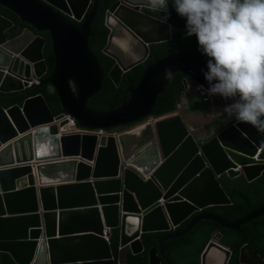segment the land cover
<instances>
[{
	"label": "water",
	"instance_id": "1",
	"mask_svg": "<svg viewBox=\"0 0 264 264\" xmlns=\"http://www.w3.org/2000/svg\"><path fill=\"white\" fill-rule=\"evenodd\" d=\"M0 5L19 18L0 14V99L12 93L28 96L50 84L62 107L54 116L41 94L9 108L0 103V252L16 264H130V254L145 250L144 234L170 232L156 238L148 264H171L162 244L186 235L198 222L241 231L264 216V204L233 220L205 211L231 204L221 176H242L248 182L262 176L264 160L258 153L264 148L263 133L234 121L198 141L180 115L153 116L172 74L183 76L176 108L187 89L210 87L206 61L167 50L138 83L125 87L116 108L96 110L88 101L103 90L107 76L90 48L100 0H0ZM148 10L155 11L148 0H117L107 11L110 32L103 53L114 60L108 77L116 87L148 59L152 45L171 40V25ZM178 16L176 29L186 28V18ZM43 32L50 35L55 58L47 79ZM166 69L171 71L167 78ZM65 116L81 128L108 133L60 136L59 128L69 123ZM134 123L128 131L110 132ZM115 230L118 256L111 245ZM221 237L218 230L211 233L200 264H229L232 250L221 245ZM239 260L264 264L248 244L240 249Z\"/></svg>",
	"mask_w": 264,
	"mask_h": 264
},
{
	"label": "trees",
	"instance_id": "2",
	"mask_svg": "<svg viewBox=\"0 0 264 264\" xmlns=\"http://www.w3.org/2000/svg\"><path fill=\"white\" fill-rule=\"evenodd\" d=\"M116 1L117 0H100L99 11L91 25L94 36L90 38V48L97 57L100 65L105 69L107 76L104 80L103 90L97 96L89 99L88 106L100 111L116 108L122 100L125 87L128 84L138 83L148 65H150L155 59L164 57L167 50L191 57H198L206 62L209 59L206 55L199 51V44L195 35L188 37L185 34L186 28L176 29L181 24V21L175 11V8L169 2V10L167 13L169 18L166 22L171 25V40L169 42L152 45L150 47V56L148 61L129 71L124 76L123 83L119 87H116L112 80L108 77V73L114 65V60L103 53V50L107 45L108 35L110 32L105 24L106 14L109 8ZM0 14L6 18L19 22V18L14 13L1 5ZM148 14L160 20H163L165 15V13L151 10L148 11ZM70 20L75 24H82L77 23L71 18ZM25 26L32 28L28 24H25ZM40 35L48 38L44 51L48 65V73L44 79H47L53 72L55 58L49 33L43 32L40 33ZM182 81L183 76L179 73H175L170 76L165 92L158 95L156 99L152 112L154 117H161L176 113V103L183 89ZM39 94L43 95L54 116H59L62 113L59 96L50 84L40 87L28 96L21 95L19 93L5 95L0 99V103L3 107L9 108L14 105H22L28 97ZM128 99L129 97L127 100ZM136 125H138V123L122 126L117 129H129ZM260 157L264 159V148ZM219 183L229 197L231 204L208 207L205 209L208 213L214 214L226 220H233L247 215L264 204V173L260 178L253 182H248L242 176L230 179L223 175L219 178ZM189 221L190 218L177 227L176 231L182 230L189 223ZM216 230L220 231L222 234L220 239L221 245H224L232 250V257L229 264H241L239 260V252L245 244L250 245L260 254L262 258H264V216H261L243 225L241 227V231L225 229L220 227L218 224L207 220L200 221L186 235L166 241L162 244V251L167 261L171 264H200V255L209 242L211 233ZM169 233L170 232H155L144 234L142 237L145 248L144 252L139 255L130 254L128 263L148 264V251L151 247L156 246V238L163 237ZM111 245L114 255L118 256L119 230H115L113 232ZM0 264L16 263L9 254L0 252Z\"/></svg>",
	"mask_w": 264,
	"mask_h": 264
},
{
	"label": "clouds",
	"instance_id": "3",
	"mask_svg": "<svg viewBox=\"0 0 264 264\" xmlns=\"http://www.w3.org/2000/svg\"><path fill=\"white\" fill-rule=\"evenodd\" d=\"M173 2L175 11L187 20L186 36L195 35L199 51L209 58L204 72L210 85L207 94L231 99L223 112L264 133V0ZM148 4L165 13L162 22L167 21L169 0ZM165 75L171 71L166 69Z\"/></svg>",
	"mask_w": 264,
	"mask_h": 264
},
{
	"label": "rangeland",
	"instance_id": "4",
	"mask_svg": "<svg viewBox=\"0 0 264 264\" xmlns=\"http://www.w3.org/2000/svg\"><path fill=\"white\" fill-rule=\"evenodd\" d=\"M232 102V100H217L212 105L207 104L202 102L200 96L196 95L192 89H188L182 104H180L176 110V114L181 116L190 131H193L192 133H195L200 139H198V141H205L204 139L208 138L211 132L219 129L222 123L226 124L235 120L234 117L229 118L227 114L223 112L225 106ZM132 128L116 129L112 132L122 133ZM215 132L213 134H215ZM213 134H211L210 137Z\"/></svg>",
	"mask_w": 264,
	"mask_h": 264
},
{
	"label": "built area",
	"instance_id": "5",
	"mask_svg": "<svg viewBox=\"0 0 264 264\" xmlns=\"http://www.w3.org/2000/svg\"><path fill=\"white\" fill-rule=\"evenodd\" d=\"M37 81H34V83ZM33 82H30L28 87L32 86ZM190 89H192V91L196 94L199 95L202 102L207 103V104H214L217 100H226L223 97H221L220 95H208L207 94V90L201 88L199 85L197 86H193ZM231 100V99H228ZM227 100V101H228ZM65 119L69 120V123L67 125H65L64 127H60L59 128V135H69V134H102L105 135L108 132L106 131H92L89 129H85V128H81L78 126V124L74 121L71 120V118L69 116H65ZM98 132V133H97ZM263 149H259V153L258 155L260 156V154L262 153Z\"/></svg>",
	"mask_w": 264,
	"mask_h": 264
},
{
	"label": "crops",
	"instance_id": "6",
	"mask_svg": "<svg viewBox=\"0 0 264 264\" xmlns=\"http://www.w3.org/2000/svg\"><path fill=\"white\" fill-rule=\"evenodd\" d=\"M185 95H186V94H185ZM234 121H236V120H232V121H230V122H228V123H226V124L222 123L221 126L219 127V129H221V128H225L226 126L230 125V124L233 123ZM184 123H185V122H184ZM188 128H189V127H188ZM217 130H218V129H217ZM217 130H215V131H217ZM215 131H214V132H215ZM192 132H193V131H192ZM214 132H211L210 135L213 134ZM192 134L194 135V137H195L197 140L199 139V138L195 135V133H192ZM210 135H209V137H210ZM209 137H208V138H209ZM208 138H206V139H204V140H207ZM199 140H200V139H199Z\"/></svg>",
	"mask_w": 264,
	"mask_h": 264
},
{
	"label": "flooded vegetation",
	"instance_id": "7",
	"mask_svg": "<svg viewBox=\"0 0 264 264\" xmlns=\"http://www.w3.org/2000/svg\"><path fill=\"white\" fill-rule=\"evenodd\" d=\"M148 11H149V10H148ZM148 15H150V14H148ZM150 16H151V15H150ZM77 25H78V24H77ZM114 48H120V47L115 46ZM121 48H122V47H121ZM127 48H129V47L127 46ZM121 51H122V50H121ZM128 56H129V58H131V55L128 54ZM149 56H150V55H149ZM122 57H123V56H122ZM133 58H134V57H133ZM148 58H149V57H148ZM127 60H128V58H127ZM146 61H148V59H147ZM146 61H145V62H146ZM145 62H144V63H145ZM122 83H123V80H122ZM122 83H121V84H122ZM124 96H125V95H124ZM128 97H129V96H127V98H128ZM133 127H135V126H133ZM116 129H117V128H116Z\"/></svg>",
	"mask_w": 264,
	"mask_h": 264
},
{
	"label": "bare ground",
	"instance_id": "8",
	"mask_svg": "<svg viewBox=\"0 0 264 264\" xmlns=\"http://www.w3.org/2000/svg\"><path fill=\"white\" fill-rule=\"evenodd\" d=\"M102 188L107 192V189H108V188L106 187V185L102 186ZM104 196H110V195L104 193Z\"/></svg>",
	"mask_w": 264,
	"mask_h": 264
}]
</instances>
